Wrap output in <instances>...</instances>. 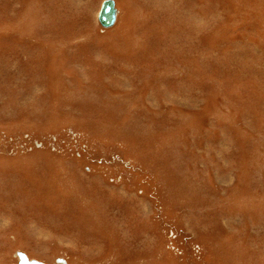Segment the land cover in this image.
I'll list each match as a JSON object with an SVG mask.
<instances>
[{"label":"rangeland","instance_id":"374dc122","mask_svg":"<svg viewBox=\"0 0 264 264\" xmlns=\"http://www.w3.org/2000/svg\"><path fill=\"white\" fill-rule=\"evenodd\" d=\"M103 1L0 0V264H264V0Z\"/></svg>","mask_w":264,"mask_h":264},{"label":"water","instance_id":"95a60500","mask_svg":"<svg viewBox=\"0 0 264 264\" xmlns=\"http://www.w3.org/2000/svg\"><path fill=\"white\" fill-rule=\"evenodd\" d=\"M118 18V8L115 0H104L101 4V8L98 13V20L104 27L113 26ZM17 256L19 258L18 264H55L44 262L38 259H29L27 254L23 251H18ZM59 261H62L60 259Z\"/></svg>","mask_w":264,"mask_h":264},{"label":"bare ground","instance_id":"6f19581e","mask_svg":"<svg viewBox=\"0 0 264 264\" xmlns=\"http://www.w3.org/2000/svg\"><path fill=\"white\" fill-rule=\"evenodd\" d=\"M18 255V254H17ZM28 256V255H27ZM29 258V257H28ZM29 259H33V258H29ZM18 261H19V258H18ZM18 264V263H17ZM56 264V263H55Z\"/></svg>","mask_w":264,"mask_h":264}]
</instances>
